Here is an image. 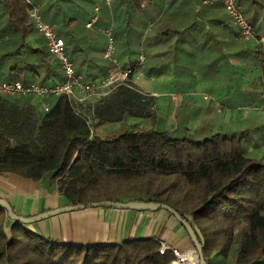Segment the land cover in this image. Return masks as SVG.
<instances>
[{
    "label": "trees",
    "instance_id": "1",
    "mask_svg": "<svg viewBox=\"0 0 264 264\" xmlns=\"http://www.w3.org/2000/svg\"><path fill=\"white\" fill-rule=\"evenodd\" d=\"M144 1L154 8L163 4V0H124L125 6L116 15L125 16L114 29L117 46L123 53L139 51L146 44L141 42L143 32L138 39L126 33L131 14L139 18L147 14ZM175 1L169 0L163 14L160 7L151 38L174 31L163 30L160 22ZM236 1L244 6L245 15L254 24L256 13L251 8L264 5V0ZM183 4L189 35L183 43L186 58L173 61L176 79L198 67L193 58L197 39L191 35L203 24L197 21L203 13L195 12L196 5L216 6L217 11H224L219 1L203 4L202 0H184ZM42 12L64 38L71 59L79 62L76 70L82 72L85 60L78 54L82 42L78 38L83 36H76L72 29L85 27L83 20L66 11L44 8ZM4 15L20 33V39L15 43L0 41V78H21L24 83L42 85L56 76L65 78L44 36H36V46L28 41L31 34L38 33L23 2L0 0V25ZM216 19L228 21V26L233 22L226 12ZM234 32L235 37H242L240 31ZM240 43L235 41L237 46ZM258 49L248 45L235 54L250 55L249 64H259L264 69V52ZM107 62L102 52L94 66L104 67L106 75ZM164 62L149 57L146 64L149 71L159 72L170 64ZM212 63L208 62L205 69ZM35 72L39 80L29 79ZM86 76L95 75L88 72ZM241 94L252 100L260 95L250 89ZM50 103L49 111H43L39 101L31 97L0 93V172L45 182L69 204L102 200L169 204L193 226L206 264H264V152L258 151L264 125L256 121L246 125L244 121L231 129L214 131L205 126L192 132L179 120L175 129L160 127L156 122V96L136 85H120L95 100L75 102L63 94L50 99ZM189 114L185 112L184 117ZM128 117L150 119L151 124L140 121L127 125ZM105 124H119L122 130L100 135L97 129ZM257 132L259 137L254 135ZM160 241L156 237H131L116 244L57 242L30 229L28 224L11 220L0 207V264H170L175 256L172 251L160 253Z\"/></svg>",
    "mask_w": 264,
    "mask_h": 264
},
{
    "label": "crops",
    "instance_id": "2",
    "mask_svg": "<svg viewBox=\"0 0 264 264\" xmlns=\"http://www.w3.org/2000/svg\"><path fill=\"white\" fill-rule=\"evenodd\" d=\"M21 1L23 2V0ZM33 1L40 6L41 11L44 8L56 12L66 11L76 14L79 19L83 20L85 27L82 26L72 29L76 36H83V38H78V40L80 39V41H82L79 46L80 52L78 54L83 56L85 60L82 73L89 80H95L106 76L110 63L107 62L106 75H103L105 70L104 67H95L94 62L97 55L101 56L104 50L105 36L103 34V29L111 22L115 23L114 25L116 28L121 24V21L125 19V16H116L125 6L124 0H111L110 3H107L105 0ZM183 1L184 0H176L173 9L168 10L167 17L160 22V28H163V30L170 28L174 30L170 35L151 38V35L154 34L153 24L156 23L155 21L160 15V7L162 10L161 14H163L168 8L169 0H163V4L157 5V8L149 7V1H144L142 5L148 7L147 14L143 18H139L133 14L128 17L126 33L138 39L143 32L141 42L146 44L141 46L139 51L137 50L131 54L123 53L121 47L117 46L116 56L122 66L135 64L139 54L143 52L144 49L147 52V54L145 53V62L150 57L155 60L166 61L164 64L170 63L169 66L164 65L159 72L158 69L149 71V67L147 68L146 63L136 68L131 76L136 87L145 93L156 96V108L159 106L158 97L161 95V91L165 90L167 91L166 94H162L166 96L167 100H163V103L166 105L169 104L170 106V104H174L182 108L183 106L185 108H192L194 105L190 106V103L198 104L203 95L204 100L210 99V102H213L215 105L223 104L225 108L228 109L226 111L229 112L231 109L235 108V104H232L234 96L230 94V91L234 90V85L240 87L242 92L246 90L249 91L250 87H257V89H262V94L255 98L252 104L242 105L239 108L264 107L263 67L259 64H248V60L251 58L250 55L244 54L240 56L238 54L237 56L235 54L248 45L259 46L258 50L261 49L264 52V5L250 7L253 13H256L255 20L253 21L256 35L250 39L235 37L234 31H239V29L233 22L229 23L228 26V21L220 22L216 19L225 14V9L224 11H217L218 9H216V6L207 5L206 7H201L200 5H196L195 12L198 14L202 11L201 13H203L202 19L197 18V21L199 20V22L203 24H201L199 30L195 31L191 36L197 39L196 46L193 48V58L197 61L196 64H198L197 66L200 69L196 67L192 72H184L180 78L176 79L173 61L176 58H186V55H184L186 50L183 43L186 42L184 38L189 35H186V15ZM96 6L99 7V19L91 27H87L86 24L90 20L92 13L95 12ZM12 26L13 25L8 22L7 17L4 15L2 17V24L0 25V41H7L10 43L19 42L20 33L18 31L15 32ZM64 30L68 29L64 28ZM37 33V35L31 34L28 38V41L35 46L37 45L36 38L41 36L38 31ZM180 36L183 38L181 39ZM134 41L135 39L132 40V42ZM235 41L239 43L242 42L237 46ZM96 47L97 50H94ZM91 48H93L92 51H90ZM91 52L92 55L90 54ZM74 58L76 60L78 59L76 55H74ZM73 61L75 67H78L79 62L74 59ZM211 61H213V63ZM208 62H210V64L212 63V65H210L208 69H205ZM88 64H91L90 68L89 70H85ZM239 64L243 66L241 70L238 69ZM247 65H249L250 69H246ZM2 67L4 68L6 66L3 65ZM202 67L204 69H202ZM88 72H91L92 75L94 74V78L87 77L86 74ZM62 78L64 79V77L56 76L51 79L47 85L61 82L63 80ZM29 79L39 80L38 73L35 72L34 76H32V74L29 75ZM141 79L142 86L139 84V80ZM17 80L24 82L21 78ZM148 84L149 87H147ZM207 88L209 89V93L212 90L214 94H211L213 96L205 92L208 91ZM187 95H190L189 98H187ZM238 97H243V95ZM31 98L34 101H39L36 97ZM91 99L95 100L97 98L91 97L88 100ZM186 102L188 105L185 104ZM179 120L182 121L181 124L183 126L189 127L190 131H201V128H196L194 131L191 129L193 122L190 118L188 119L187 116L182 118L176 117L174 123L164 128L175 129ZM118 133L119 132L116 134ZM0 196L6 198L14 207V210L22 215H35L69 204L56 190L47 185V183L25 178L13 172H0ZM28 227L57 242L116 244L131 237H156L181 249L192 247L184 227L165 209L133 210L107 206L89 207L75 211L61 212L28 224Z\"/></svg>",
    "mask_w": 264,
    "mask_h": 264
},
{
    "label": "built area",
    "instance_id": "3",
    "mask_svg": "<svg viewBox=\"0 0 264 264\" xmlns=\"http://www.w3.org/2000/svg\"><path fill=\"white\" fill-rule=\"evenodd\" d=\"M110 3L111 0H105ZM221 2L226 13L231 17L233 23L238 27L241 36L244 39H250L256 35L254 25L248 20L242 6L236 0H202L203 4H213ZM30 21L34 28L44 36L49 51L58 59L65 78L58 83L51 85H42L39 83H24L20 80H4L0 79V93L14 95L18 97H36L39 99L40 108L43 111H49L51 107L50 99L60 95H67L75 102L86 101L91 97L99 99L110 93L120 85H135L131 74L138 67H141L146 60V55L141 52L138 60L133 65L122 66L116 56L117 38L115 35V23L111 22L103 29L105 36V46L103 57L110 63L107 75L89 80L82 72L76 70L71 57L67 52L66 42L59 35L54 25L47 22L42 14L40 6L33 0H23ZM99 7H95V12L92 13L90 20L86 26L91 27L99 19ZM160 253L172 251L175 258L170 264H187L191 257L196 256L198 264V252L194 246L181 249L172 245L167 241H160Z\"/></svg>",
    "mask_w": 264,
    "mask_h": 264
},
{
    "label": "rangeland",
    "instance_id": "4",
    "mask_svg": "<svg viewBox=\"0 0 264 264\" xmlns=\"http://www.w3.org/2000/svg\"><path fill=\"white\" fill-rule=\"evenodd\" d=\"M242 7L244 8V6L242 5ZM145 51V52H144ZM143 53L147 54L146 50L144 49ZM146 63V62H145ZM144 63V64H145ZM249 64V62H248ZM241 67H243L241 64L238 65V69L241 70ZM246 69H250L249 65L246 66ZM249 67V68H248ZM191 71V70H190ZM142 79L139 80V84L140 86H142L141 83ZM147 87H149V84L147 85ZM233 91H230V94L234 95V101L232 102V104H235V108L231 109V111H226L228 109L225 108V106L223 104H219V105H215L213 102H210V99L204 100L203 99V95L202 98H200L201 100L199 101L198 104H192L190 103V106H193L192 108H185L183 106H177L174 104H164L163 100H167L166 96H164L163 94H166L167 91L162 90L161 91V95H159L158 99H159V106L157 108L158 111V118L156 119L157 121V126L160 127H169L170 124L174 123V121L176 120V117H184V113L185 112H192L189 114L188 119L190 118L192 120V130H196L200 129L201 130L205 127V126H211L212 129L214 131L219 130V129H231L232 126H237L238 122L243 123L244 121H247L246 125L249 124V122L251 121H256L258 125H264V107H259V108H253V107H246V108H239L242 105H246V104H252L253 100L251 98V96H249L248 98L246 97V95H243V97H236V95L238 94V96L242 95L241 91L242 89L238 86H233ZM209 93V89L207 88ZM250 90L254 93V94H262V89H257V87H250ZM247 92V90H246ZM163 93V94H162ZM211 92L209 93L210 95L214 94ZM203 94V93H201ZM229 95V93H228ZM190 95H187V98H189ZM213 96V95H212ZM200 97V96H199ZM226 97V95H225ZM249 98L251 100H249ZM190 101V100H188ZM195 103V102H194ZM225 103V102H224ZM186 105H188V103H185ZM237 107V108H236ZM179 119V118H178ZM140 122L141 123H146L147 125L151 124V120L150 119H137V118H133V117H128L126 122L127 125L129 124H133L135 122ZM239 126V125H238ZM93 130H95V128L93 127ZM122 130V128L120 127L119 124H105V126L103 127H99L97 129V132L100 135H106L108 132L110 133H117L120 132ZM259 132L255 133L254 135L258 136ZM260 136V134H259ZM258 136V137H259ZM261 146H259V150L261 153L264 152V139L261 141Z\"/></svg>",
    "mask_w": 264,
    "mask_h": 264
},
{
    "label": "water",
    "instance_id": "5",
    "mask_svg": "<svg viewBox=\"0 0 264 264\" xmlns=\"http://www.w3.org/2000/svg\"><path fill=\"white\" fill-rule=\"evenodd\" d=\"M103 206L118 208V209H133V210L165 209L169 211L186 229L189 237L191 238L194 247L198 252V258H199L198 264H206V259L203 253L202 244L200 243L193 226L186 219H184L177 210H175L172 206L166 203L154 202V201H141V200H132L125 202L102 200V201H93L82 204H68L61 207H57L55 209H50L47 211L40 212L35 215H22L15 212L13 206L6 198L0 196V207L6 210L8 217L11 220L17 221L21 224H31L61 212L75 211L89 207H103Z\"/></svg>",
    "mask_w": 264,
    "mask_h": 264
},
{
    "label": "bare ground",
    "instance_id": "6",
    "mask_svg": "<svg viewBox=\"0 0 264 264\" xmlns=\"http://www.w3.org/2000/svg\"><path fill=\"white\" fill-rule=\"evenodd\" d=\"M196 262H197V258H196V256H194V257H191V259L188 260L187 264H196Z\"/></svg>",
    "mask_w": 264,
    "mask_h": 264
}]
</instances>
